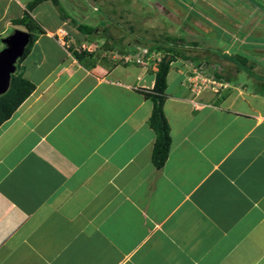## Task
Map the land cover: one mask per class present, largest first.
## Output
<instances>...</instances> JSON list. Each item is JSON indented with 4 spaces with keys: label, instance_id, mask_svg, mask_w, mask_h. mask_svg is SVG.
<instances>
[{
    "label": "crops",
    "instance_id": "obj_1",
    "mask_svg": "<svg viewBox=\"0 0 264 264\" xmlns=\"http://www.w3.org/2000/svg\"><path fill=\"white\" fill-rule=\"evenodd\" d=\"M218 1L213 46L181 28L182 41L156 46L175 50L163 105L171 149L158 169L161 53L106 35L78 6L95 0H0V54L16 31L30 34L11 80L35 86L0 127V264H264V37L245 25L264 11ZM246 70L262 91L240 83Z\"/></svg>",
    "mask_w": 264,
    "mask_h": 264
},
{
    "label": "rangeland",
    "instance_id": "obj_2",
    "mask_svg": "<svg viewBox=\"0 0 264 264\" xmlns=\"http://www.w3.org/2000/svg\"><path fill=\"white\" fill-rule=\"evenodd\" d=\"M111 2L110 4L106 3V0H95L94 4H88L86 6L78 5L82 8H85L86 13L91 12V17H98L100 20L103 19L104 25H106V35H116V37L124 38L126 41H130V43H136L142 46H147L148 50H153L154 52L158 53L160 56L164 55V51L160 52L156 50V46H163V44L167 43L166 40L168 38L176 37L181 33L189 32V35H203L206 33V42L213 46V41L211 39L217 37L218 31L214 26L216 24H220L217 21V18L214 21V18L209 16L208 11L211 7L217 6L218 0H107ZM196 1L203 2L205 4V8L200 6L201 10H204L205 13L208 15L210 19L214 21V23H209L207 16H202L201 14H205L203 11L197 10L195 7L198 5ZM255 7L257 6L259 9L264 11V0H249ZM82 3V1H81ZM227 3V2H226ZM80 4V3H79ZM194 5V7L192 6ZM219 5V4H218ZM91 6L96 8V11L92 10ZM211 6V7H210ZM228 15L229 13L226 12ZM94 19V18H93ZM235 19H244L242 16H238ZM250 20L247 23L248 29L256 26L257 34L262 35L264 37V21L259 20L258 22L255 21L257 18L254 16H250ZM92 18L89 19L91 22ZM258 20V19H257ZM91 25L90 23H87ZM190 25L186 26V25ZM239 24H242V20H239ZM226 25V24H224ZM239 25V26H240ZM217 26V25H216ZM197 27L198 29H196ZM194 28L196 30H194ZM215 29V32H211L210 29ZM244 28V27H243ZM226 33L231 34L235 38L239 40V42H243V37L237 35L234 30L224 29ZM202 31V32H201ZM243 32V31H242ZM244 34H247L243 32ZM258 35V36H259ZM198 36V35H197ZM224 38H228L225 36ZM211 40V41H210ZM223 41V40H222ZM114 42L119 43V40H115ZM224 42H222V46L219 48L224 49ZM212 44V45H211ZM184 44H181L183 47ZM215 46V45H214ZM155 47V48H154ZM185 47V45H184ZM226 49L229 46H225ZM129 49V48H128ZM246 51H243L249 55H255L260 59V52H256L254 49L245 48ZM225 50V49H224ZM234 51L230 54L233 55ZM263 53V52H262ZM205 64H200L198 67L199 69L205 68ZM197 72H200L197 71ZM251 72L250 70L244 71L242 74V80L240 79V83L247 84L249 89L260 90V78L251 80L247 73ZM213 79L207 80L206 84L201 83L199 80L198 83H195L192 88H196V90H201L209 87L208 84L212 83ZM236 80H233L234 82ZM237 82V81H236ZM214 84V83H213ZM206 85V86H205ZM216 87L212 89L220 91V93L227 90V88L219 87V85H215Z\"/></svg>",
    "mask_w": 264,
    "mask_h": 264
},
{
    "label": "trees",
    "instance_id": "obj_3",
    "mask_svg": "<svg viewBox=\"0 0 264 264\" xmlns=\"http://www.w3.org/2000/svg\"><path fill=\"white\" fill-rule=\"evenodd\" d=\"M36 1L38 2L40 0ZM24 20H22L21 23L23 22V25H26ZM167 40L169 42L177 43L183 39L181 37H172ZM30 47L31 44L26 48L22 58H25L29 53ZM156 50L161 51L162 47H157ZM164 51V57L162 58V56H160V60L157 59L159 71L157 73L154 88L155 96H153L155 108L150 122L151 127H153L157 133L153 163L158 169H161L165 165L171 149L170 129L164 116L163 105L166 98L165 91L167 89V77L170 71L171 63L174 61V57L171 56V53H174L175 50L172 48ZM150 52H153V50H150ZM34 91L35 86L29 81L21 77H12L8 92L0 96V127L12 118L19 107L33 94Z\"/></svg>",
    "mask_w": 264,
    "mask_h": 264
},
{
    "label": "water",
    "instance_id": "obj_4",
    "mask_svg": "<svg viewBox=\"0 0 264 264\" xmlns=\"http://www.w3.org/2000/svg\"><path fill=\"white\" fill-rule=\"evenodd\" d=\"M30 43V34L25 31H16L15 35L6 41L8 46L0 54V96L10 88L11 76L17 59L24 55Z\"/></svg>",
    "mask_w": 264,
    "mask_h": 264
},
{
    "label": "built area",
    "instance_id": "obj_5",
    "mask_svg": "<svg viewBox=\"0 0 264 264\" xmlns=\"http://www.w3.org/2000/svg\"><path fill=\"white\" fill-rule=\"evenodd\" d=\"M142 51H144L143 53H144V55H146V56H149L151 53H156V52H150V50H148V49H142ZM137 56V55H136ZM138 57V56H137ZM137 57H135V56H126L125 58H124V61L126 62V63H129V62H132V61H134V60H136V58ZM132 58H135V59H132ZM139 64H145L146 62L144 61V60H142V59H137L136 60ZM198 73H201V72H198Z\"/></svg>",
    "mask_w": 264,
    "mask_h": 264
}]
</instances>
